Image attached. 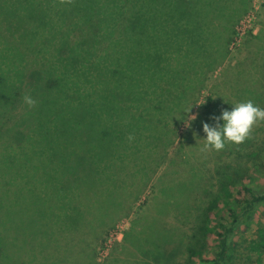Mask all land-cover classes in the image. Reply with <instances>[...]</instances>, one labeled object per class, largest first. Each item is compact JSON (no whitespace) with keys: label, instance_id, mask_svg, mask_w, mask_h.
I'll return each mask as SVG.
<instances>
[{"label":"trees","instance_id":"16d2710c","mask_svg":"<svg viewBox=\"0 0 264 264\" xmlns=\"http://www.w3.org/2000/svg\"><path fill=\"white\" fill-rule=\"evenodd\" d=\"M252 1L0 2V264H125L97 262L98 250L87 252L84 240L104 227L102 248L108 226L114 229L108 224L130 211L147 183L152 196L122 232L135 264H264V137L202 152L204 160L189 167L196 177L186 191L172 189L177 176L165 177L171 153L179 150L185 161L191 154L193 107L205 116L264 100L250 73L264 78V28L247 31L245 45L255 48L249 61L229 62ZM260 6L264 12V1ZM47 26L53 33L44 42L39 29ZM227 67L232 73L224 80ZM70 83L89 94L74 109ZM25 94L37 101L34 107ZM142 132L150 135L145 150ZM115 188L122 200L106 220L98 206ZM169 213L185 219L189 232L165 224ZM156 215L161 240L138 241Z\"/></svg>","mask_w":264,"mask_h":264},{"label":"rangeland","instance_id":"374dc122","mask_svg":"<svg viewBox=\"0 0 264 264\" xmlns=\"http://www.w3.org/2000/svg\"><path fill=\"white\" fill-rule=\"evenodd\" d=\"M263 1L264 0H253L252 1V5H253L252 9L253 10L251 9V11L248 14H245L242 17V19L239 21L240 26L238 27V33L234 36L235 37L234 47H233V50L230 54V61L229 62L231 64H235V63H238L241 61L247 62V61H249V57L253 56L252 52L255 49L253 47V45H250V44H249L250 46L245 45V43L247 42L246 38L248 36L247 31H251V33H253V34H258L260 29L264 28V12H263L262 7L260 6ZM0 2H2V0H0ZM36 2H38V1H36ZM17 4H22V2L18 1ZM232 4H234V3H232ZM232 13H234V10H232ZM50 29H51L50 26L39 29L42 40L44 42L49 41V35H51V33H53V31H50ZM38 62L41 63V60L38 59ZM28 64H30V63H27V66H28ZM220 70H221V67L218 68L217 71H215L213 73V76H212L213 79H211V80L208 79L206 81V89L204 88L205 90L203 91L204 95L207 94V90L211 86V84H214L215 80L219 78ZM258 71L259 70L253 69L250 71V73L252 74V76L254 78L257 77L256 80L257 81L259 80L260 84L262 85L261 89L263 90V94H264V78H261V79L259 78ZM27 72H28V69H27ZM231 73H232V70H230L228 67L223 69L222 78L224 80L225 79L227 80L231 76ZM25 81H26V77H25ZM224 84H225L224 86L226 88H228L230 85V81H227ZM232 91L233 90L230 87L229 92H232ZM67 93L71 97V100H72L71 104L73 106V109L75 107H77L76 102L78 99H80V100L85 99L86 100L88 98L87 96L89 95V94L83 92L82 90H80L77 83H70L67 87ZM233 99L235 100V98H233ZM262 101L263 102L261 104H258V105L261 108H264V100H262ZM221 108L225 109L227 107L223 106ZM223 109H217V110L210 109L205 114V116H203V115L200 116L203 113L204 109L201 108L200 106L196 105L195 107H193V110L191 111L188 120H190L192 116L197 117L198 114H199V117L195 118L193 120H190L189 125H188V123H186L185 126L180 128L179 135L181 136L183 134V131H185V129L188 125L189 126V132L186 134L187 135L186 140L189 142L194 141L195 143L193 144V146L191 148V154L187 158L186 161L184 159L180 160L178 158V154H180V153H178L179 150L176 153L174 152V153H171L169 155V161H171L170 164L172 165V167L169 170V172H167L165 174L166 175L165 177L168 180H171L177 176L175 178V180L172 181V189L173 190L174 189L175 190L180 189L181 191H186L187 189H189V186L191 185L192 181L195 180L196 176H194L190 172L189 167H192L193 170L196 169L197 164L201 163L204 160L203 156H206L200 150L202 145L204 144L205 138H206V133H204V131H203V123L208 122L210 125H214L215 121H213L210 118L214 115L215 116L221 115ZM77 110H76V112H77ZM221 123H223V121H221ZM251 136L253 138H255L254 143L257 144L260 142V140L264 137V122H260L259 124L254 126ZM142 139H143V141L141 143L142 149L145 150L147 148V141L150 140L149 133H147V134L143 133ZM174 144H176V142ZM187 144H188V142H187ZM209 153L210 152H207L206 154H209ZM72 158L74 159V157H72ZM215 161H218V159L214 158L211 161L208 160L207 168L208 167L211 168L215 164L214 163ZM178 162L181 163L180 170L184 173L185 176H178L180 174V170L177 171L176 168H174V166L178 165ZM186 166H187V169L185 168ZM140 190H141L140 194L138 195L139 197L137 198V200H135L136 202L133 203L130 211L128 213H124V212L119 213L115 217L114 222L108 224V225H113L114 229H111L112 227L109 228V226H108L107 231L108 232L110 231V233H109L108 238L104 242V244H103L104 246L102 248H100L99 243H100V240H101L104 233H102L100 231H103L104 227L96 226V229L92 232V237H87L86 240H84L85 241L84 243L86 244V251L87 252L92 253L93 251H95V254H96V252L98 250L97 256H95V255L92 256V257H95V260L97 262L102 263L105 259H114L117 261L121 260V262H122L123 260L127 259L128 261L125 264H135L136 257L133 256V254H134L133 252L131 253V246H129L128 242H124L122 232H124V230L128 228L129 221L134 219L135 215L139 212V210L137 209L138 204L140 202H142L143 199H145V198L148 199L152 196V194L150 193V189H149V183H147V185L144 186ZM153 190L157 191L155 188ZM122 196H123V193L118 188H115V189L108 191V192L105 191L103 193V202L98 206V210L100 211L99 213H107L108 212L106 214V217H105L106 220H109L111 218L112 212L115 211V210H112V208L115 207V204L118 201V198L120 201L122 200ZM29 201H31V200H29ZM48 201H50V193L48 194ZM25 203L26 202H21L19 206L23 207L25 205ZM122 204H124V203L122 202ZM107 208H108V210H106ZM145 210H146V208L144 209V211ZM148 210L152 213L154 212V209H151V206H149ZM189 220L190 221L192 220L191 217ZM160 221H161L160 216L156 215L154 220L149 225H147L143 230H141L139 232V237L137 240L140 241V238L142 240H145L148 242H154L157 240H161L160 234H159V223H160ZM162 221L168 225L171 223H176L177 226L186 229L188 232L190 230V225L188 224V222L185 219L177 218V216L172 214V213L167 214L166 217L162 218ZM130 238H133V235H131ZM175 256L176 257L174 258V260H180L181 259L179 252L176 253ZM145 257L146 258H144V260H148V262L152 263L149 256H145ZM154 264H158L157 260H156V263H154Z\"/></svg>","mask_w":264,"mask_h":264},{"label":"clouds","instance_id":"9594fccd","mask_svg":"<svg viewBox=\"0 0 264 264\" xmlns=\"http://www.w3.org/2000/svg\"><path fill=\"white\" fill-rule=\"evenodd\" d=\"M60 2L71 4L73 0H60ZM23 100L30 108L37 103L29 94H25ZM233 105L231 110L225 108L221 115H214L210 118L215 121L214 125H210L208 122L203 123L206 138L200 149L201 152L221 151L228 143L242 144L251 138L254 126L264 122V108H261L253 100L249 99L233 103ZM195 118V116L191 117V119ZM129 139L131 140L132 137L130 136Z\"/></svg>","mask_w":264,"mask_h":264}]
</instances>
